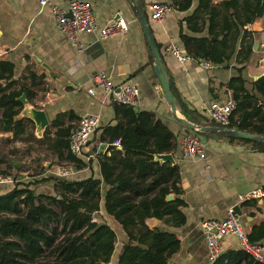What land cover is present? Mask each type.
<instances>
[{"label":"crops","instance_id":"0c3cea01","mask_svg":"<svg viewBox=\"0 0 264 264\" xmlns=\"http://www.w3.org/2000/svg\"><path fill=\"white\" fill-rule=\"evenodd\" d=\"M50 1L67 10L71 0ZM84 1L90 5L100 26L121 18L127 24V31L104 41L92 34H84L80 41L85 48L78 52L58 30L48 7L39 6L36 0H0V58L14 65L15 78L27 76L24 71L26 67H31L36 75L43 74V82L34 88L36 96L30 104L46 113L49 125L61 116L66 126H74L73 131L79 119L85 115H98L100 127L115 123L113 96L103 90L98 83V75H104L114 88L121 84L137 87L139 95L136 111L153 113L176 138V150L172 157L174 164L179 167V199L183 202L180 210L185 221L176 227L158 220L155 227L161 232L174 234L180 243L178 253L167 264H209L200 227L203 221L220 220L226 216L228 208H238L241 227L249 235L264 220V149L256 144L260 143L258 141L227 135L203 137L200 133H192L184 128L164 100L154 71L153 55L130 2ZM135 1L145 15L155 44L164 59L174 97L192 112L198 123L205 124L210 121L208 111L212 107L225 105L232 99V90L228 84L238 76L237 70L241 66L233 58L226 65L213 66L205 71L194 62L179 65L165 51L170 43L183 50L181 33L197 38L205 36V33H191L184 21L194 14L198 0H192L186 12L174 9L175 0ZM222 1L212 0V4L220 5ZM152 3H166L172 10L164 19L154 22L149 16ZM254 27L257 32L253 31ZM245 29L253 33V55L243 65L241 77L245 81V89L251 93L252 84L264 78V18L256 20ZM255 43L258 44L256 48ZM236 49H240L239 42ZM43 67L50 68L52 73L49 74ZM69 113L77 120L69 121ZM24 126L26 131L20 136L21 139H13L11 133L0 131V177L6 176L3 178L9 179L0 184V194L9 191L14 183L29 182L31 167L42 170L48 178L53 179L59 164L66 162L58 161L44 146L29 139L35 129L30 120ZM187 135H194L204 144L206 156L203 161H186L182 158L181 141ZM100 137L101 130L90 135L83 155L77 156L84 162L92 163L91 170L96 179H100L97 157L103 155L99 151L108 145L102 144ZM1 147L6 148L5 154ZM66 163L71 169L67 178L71 180H82L91 175L88 167L76 170L72 163ZM49 183L51 186L45 194H53L54 182ZM254 191H262L263 196L247 202L240 200ZM93 222L106 224L115 232L117 242L111 263L117 264L119 251L127 237L121 227L107 215L103 199L99 211L94 214ZM260 243L264 246V241ZM231 251L241 250L237 240L227 236L220 243V255Z\"/></svg>","mask_w":264,"mask_h":264},{"label":"trees","instance_id":"16d2710c","mask_svg":"<svg viewBox=\"0 0 264 264\" xmlns=\"http://www.w3.org/2000/svg\"><path fill=\"white\" fill-rule=\"evenodd\" d=\"M191 4L192 0H175L173 7L186 12ZM261 18L264 0H224L220 5H213L212 0H198L194 14L184 21L191 33L205 36L181 33L180 39L184 52L193 59L213 66L235 59L241 68L228 84L235 109L227 127L264 137V78L255 81L249 93L241 77L243 65L253 55V33L245 27ZM24 71L27 76L15 78L14 65L0 58V131L11 133L13 139L25 133L24 123L28 122L16 118L22 109L17 98L25 94L31 103L36 96L34 88L44 79L31 67ZM177 104L188 122L220 127L213 121L198 123L190 110L179 101ZM114 111L115 123L97 130H101L102 144L119 139L121 149L107 156L98 155L100 179L93 176L90 161L84 162L69 151L74 126H66L61 116L52 121L41 139L30 134L32 142L44 146L58 161L72 163L76 170L88 167L91 175L76 181L44 178L14 183L9 191L0 194V264H108L117 237L106 224L93 222L102 199L107 215L127 237L117 264H167L178 253L180 243L174 234L146 225L151 218L176 227L185 221L180 210L183 202L179 199V167L153 161L155 155H173L176 138L153 113L116 103ZM67 117L69 121L77 120L71 113ZM256 144L264 149V144ZM42 182H54L53 194L36 192L35 186ZM169 195L173 199L167 202ZM247 236L251 243L264 241V220ZM239 263L260 264L242 251L222 254L211 264Z\"/></svg>","mask_w":264,"mask_h":264},{"label":"built area","instance_id":"2783aa9c","mask_svg":"<svg viewBox=\"0 0 264 264\" xmlns=\"http://www.w3.org/2000/svg\"><path fill=\"white\" fill-rule=\"evenodd\" d=\"M41 7H48L54 23L58 30L67 37L68 42L78 52L84 50L80 37L84 34H92L99 40L104 41L111 37L123 34L127 31V24L121 18H115L104 26H100L90 5L84 0H71L66 9L57 7L50 0H36ZM172 10V7L166 3H152L149 6V16L154 22H159L165 18ZM167 54L173 58L179 65L188 63H197L202 70H208L213 67L210 62L196 61L182 49L173 44L166 47ZM98 83L103 90L113 96L114 103L137 108V98L139 91L133 85L121 84L114 88L109 80L102 74L97 77ZM235 109L233 99H230L225 105L212 107L208 111L210 121L218 124L220 127H227L230 124L232 112ZM100 127V117L98 115H85L79 119L77 128L69 137V151L73 156L83 155V151L92 135ZM111 145L119 147L120 140L117 139ZM181 156L186 161H203L206 156L204 144L194 135L184 136L181 141ZM71 169L58 166L55 172V178H67ZM9 179L0 177V184L8 182ZM263 196L262 191H254L242 197V202L256 200ZM203 239L207 248L208 262L213 263L220 256V243L227 236H233L239 249L256 262L264 264V246L261 243H251L247 234L241 227L239 217L233 207L227 209L226 216L220 220H205L200 224ZM108 264H112L109 262Z\"/></svg>","mask_w":264,"mask_h":264},{"label":"water","instance_id":"95a60500","mask_svg":"<svg viewBox=\"0 0 264 264\" xmlns=\"http://www.w3.org/2000/svg\"><path fill=\"white\" fill-rule=\"evenodd\" d=\"M132 7L134 8L142 30L144 32V35L146 37V41L148 43V46L151 50V53L154 58V71L155 75L158 79V83L160 85L163 97L165 102L167 103L168 107L170 108L171 113L175 116L176 120L187 130L193 132V133H213V134H219V135H227L232 136L244 140H252V141H258L260 143H264V137L252 135L246 132L233 130L227 127H202L194 125L186 120V118L183 116V112L180 109V107L177 104V100L174 97L171 89H170V80L167 74L166 64L164 62V59L158 49V47L155 44V41L152 37L148 21L144 15V13L139 8L138 4L135 0H128ZM256 26V25H255ZM254 32H257L258 30L256 27L253 28ZM257 43H255V48L257 47ZM49 74L52 73L51 69L48 67H43ZM2 85H5V81L1 82ZM17 101L22 105V110L19 113V115L16 117L17 119H28L32 122L34 125V135L38 139H41L43 137V134L45 130L49 126V121L46 116V113L43 110L36 109L33 105L28 103L25 94H22L19 98H17ZM121 147H116L111 144L106 145L105 148H102L100 150V153H103V156H107L111 151L114 150H120ZM154 162H158L160 164L162 163H171L174 164V159L172 155L170 154H160L155 155L153 157ZM173 199L172 195H169L165 198L167 202L171 201ZM236 214L240 216L238 208H234ZM147 221V220H146ZM147 226L151 229L155 228L158 224V220L155 218H151L147 221Z\"/></svg>","mask_w":264,"mask_h":264},{"label":"rangeland","instance_id":"374dc122","mask_svg":"<svg viewBox=\"0 0 264 264\" xmlns=\"http://www.w3.org/2000/svg\"><path fill=\"white\" fill-rule=\"evenodd\" d=\"M1 150H2L3 154H5L6 151H7L5 147H1ZM32 154H33V152H32ZM59 166L60 167H64V168L69 167L66 162L65 163H60ZM28 176L30 177V179H29L30 181H40V180L44 179L45 177L48 178L47 174L43 173L42 170L38 171V170H36V168H33V167L30 168ZM2 177H6V176H2ZM13 185L14 184H12V186ZM49 186H51V183H49V182L39 183L38 185L35 186L36 187V192L37 193H45L46 190L50 188Z\"/></svg>","mask_w":264,"mask_h":264}]
</instances>
